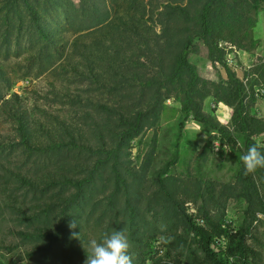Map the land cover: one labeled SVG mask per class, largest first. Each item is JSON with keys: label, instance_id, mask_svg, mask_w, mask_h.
<instances>
[{"label": "trees", "instance_id": "16d2710c", "mask_svg": "<svg viewBox=\"0 0 264 264\" xmlns=\"http://www.w3.org/2000/svg\"><path fill=\"white\" fill-rule=\"evenodd\" d=\"M143 1L112 10L104 0L57 2L56 8L69 7L66 16L74 25L78 10L91 15L69 40L42 25L34 0H4L8 9L25 11L44 41L35 73L51 69L53 104L35 106L31 113L22 96L9 93L17 80L11 81L0 66V83L6 84L0 85V123L8 131L0 147L10 148H0V225L11 224L9 232L22 244L18 262L84 264L88 234L100 228L101 235L124 229L134 264H145L138 251L147 249L149 256L155 248L156 236L146 221L152 213L169 235L162 241L166 256L176 251L174 263L181 264L183 249L176 245L185 240L175 222L170 224L180 213L202 254L189 248V264H264V255L246 242L247 226L234 229L220 213L224 201L234 198L246 202V214H264V169L245 175L239 159L258 144L257 136H264V120L252 112L253 87L264 84V59L255 56L250 73L244 74L247 86L226 60L233 50L257 47L253 29L258 14L264 15V0ZM194 55L210 68L192 62ZM167 99L179 104L180 131L192 119L207 143L218 139L228 149L238 165L233 184L214 192L201 180L192 188L177 186L159 173L145 192L156 136L138 168L131 160L132 141L157 126ZM208 99L230 109L229 124L217 120L216 108L204 111ZM12 149L21 154L20 164L11 159ZM187 200L201 201L199 218L185 214ZM73 220L77 227L70 229ZM18 247L0 240L8 255Z\"/></svg>", "mask_w": 264, "mask_h": 264}, {"label": "rangeland", "instance_id": "374dc122", "mask_svg": "<svg viewBox=\"0 0 264 264\" xmlns=\"http://www.w3.org/2000/svg\"><path fill=\"white\" fill-rule=\"evenodd\" d=\"M72 1L78 2V0ZM132 1L104 0L109 10L115 7H127ZM57 2L62 6L66 3V0H34V7L43 17V26L48 27L50 31L54 30L56 33L64 32L70 40L79 34L77 33L75 35L74 33L78 28V23L91 20V15L78 10L77 15L74 14L76 16L74 25L68 21L66 16L69 7H66V11L63 10V7L56 8L54 4H57ZM143 2H146V0ZM16 10L8 9L4 4V0H0V66L8 73L11 81L17 80L11 87L9 93L14 92L22 96L24 98L23 104L26 105L27 110L35 114V106L48 109V105L53 104L50 91L53 75L51 69L41 75L35 73L39 62L37 58L38 48L43 45L42 42L44 41L34 30L33 24L30 22L29 16L25 11H20L19 9L18 12ZM256 35L263 36L264 30L259 31L256 29ZM63 59L64 57L57 61L56 64L60 63ZM226 60L241 79L249 77L244 74L250 73L254 66V61L252 64H249V67H246L248 65H242L233 55L226 56ZM191 61L203 68H210L209 62L202 57L194 55L191 57ZM29 65L31 66V71L26 70V67ZM19 76L27 77L18 80L17 78ZM0 85L5 86L6 84L0 83ZM254 86L263 88L264 90L263 83L258 82ZM255 98L259 101V104L254 105L252 112L264 120V92ZM165 104L167 108L163 112L157 126L154 129L147 130L142 137L132 141L131 160L134 167L138 168L150 148L153 136H156V145L151 166L145 171L143 181L145 192L152 190L153 179L159 173H162L163 177H170V181L177 186L186 184L192 188V182L201 180L203 184L207 183L213 187L214 192L222 187L233 184L238 171V165L228 149L221 147L218 139L207 143L208 138L204 134L201 126L192 119H188L180 131L178 126L181 121L178 113L179 104L172 101V99H167ZM212 108H216L215 103L210 99L206 100L204 103V111L210 112ZM214 115L220 123L225 125L229 124L228 116L223 112L219 111L218 113H214ZM6 132H8L6 126L0 123V143L4 142L3 139L6 137ZM178 135L180 136L178 137ZM255 141L259 145H264V136H257ZM214 142L219 143L216 150ZM0 148H5L6 151L10 149L8 146L2 145ZM11 159L14 164H20L21 154L18 149H12ZM173 160H175L174 163L168 166L169 162ZM262 193H264V190H262ZM178 196L179 198H183L181 193ZM200 205L201 201L193 202L187 200L183 205L185 214L192 218H199ZM142 208L145 209V205H142ZM246 208L247 204L243 199L228 198L224 201V208L220 213L222 214V219L234 229L240 225L247 226L249 230L246 240L247 244L264 255V214L253 211L248 215L245 213ZM176 216V219L173 218L170 224L173 221L175 222V231L185 240L183 246H181V243L176 245L177 250L183 249V254L180 259L181 264H189V248L199 256H202V254L196 250V245L192 244L190 228L185 221H181L183 216L180 213H177ZM146 221L151 226L152 234L155 233V248L149 256H145V253L148 251L147 249H141L138 251L140 258L145 259V264H153L158 259L161 260V264H175L176 251L170 253L168 257L165 254L166 249L162 247L163 239L169 236L164 228L165 225L161 223L159 217L153 216L152 213L146 214ZM10 225L9 223L0 225V240H4L6 244H18V248L20 249L19 251H15L13 255H8L4 249H0V252L4 255L3 257L0 255V264H26L25 261L18 262L22 257V247L20 246L22 244H19L17 236L9 232ZM97 229V231L94 230L88 234L89 240L97 239L99 241L101 239L100 228Z\"/></svg>", "mask_w": 264, "mask_h": 264}, {"label": "clouds", "instance_id": "9594fccd", "mask_svg": "<svg viewBox=\"0 0 264 264\" xmlns=\"http://www.w3.org/2000/svg\"><path fill=\"white\" fill-rule=\"evenodd\" d=\"M262 148L264 145L253 143L246 153L239 157L244 165L245 175L254 173L257 169H264ZM68 226L70 229H75L77 221H70ZM73 237L79 236L73 232ZM84 249L86 251L84 264H134V255L130 251L131 244L124 229H114L111 233L105 232L99 241L89 240L88 247Z\"/></svg>", "mask_w": 264, "mask_h": 264}, {"label": "crops", "instance_id": "0c3cea01", "mask_svg": "<svg viewBox=\"0 0 264 264\" xmlns=\"http://www.w3.org/2000/svg\"><path fill=\"white\" fill-rule=\"evenodd\" d=\"M256 29L259 31L262 29L264 30V15L262 12H260L258 14L257 21H256L255 27L253 29V38L255 40H258V45L255 48V50H253L252 52H245L242 50H233V53L230 52L229 54H227V56H229V55H233V57L235 56L242 65H248L246 67H249V64L253 63L256 55H259L264 59V35L263 36L262 35L257 36L256 35ZM256 104H259L258 100H255L254 105H256ZM219 111H221L225 115H227L228 116L227 119H229L230 109H228L227 107H225L221 103H217L215 113H218ZM224 121H227V120H224Z\"/></svg>", "mask_w": 264, "mask_h": 264}, {"label": "built area", "instance_id": "2783aa9c", "mask_svg": "<svg viewBox=\"0 0 264 264\" xmlns=\"http://www.w3.org/2000/svg\"><path fill=\"white\" fill-rule=\"evenodd\" d=\"M248 81L247 77L243 78V83L246 85V82ZM253 91H254V96L258 97V95L262 92H264L263 88H257L256 86L253 87ZM214 146H215V150L218 148L219 143L218 142H214Z\"/></svg>", "mask_w": 264, "mask_h": 264}]
</instances>
